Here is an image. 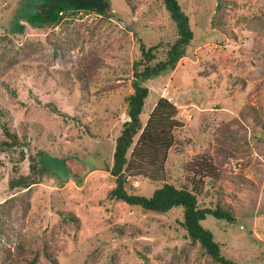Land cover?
I'll list each match as a JSON object with an SVG mask.
<instances>
[{"label": "rangeland", "instance_id": "374dc122", "mask_svg": "<svg viewBox=\"0 0 264 264\" xmlns=\"http://www.w3.org/2000/svg\"><path fill=\"white\" fill-rule=\"evenodd\" d=\"M35 1L0 0V117L15 127L29 123L43 169L39 183L15 196L8 186L13 164L1 156L0 264H30L35 254L37 264H217L186 236L182 207L157 212L104 201L115 185L110 167L129 118L126 97L141 42L161 43V59L178 37L164 1L114 0L111 16L81 11L46 29L28 23ZM180 1L195 39L173 71L144 82L150 93L142 119L161 96L179 105L185 125L176 134L185 151H170L169 180L180 185L194 155L218 153L223 177L215 186L235 207L236 221L209 215L203 223L227 257L264 264V29L246 22L264 17V0H230L223 30L212 24L217 0ZM23 23V32L12 33ZM83 69L88 91L77 76ZM73 157L88 164L78 169L83 174L69 166ZM21 170H29V160ZM132 184L148 196L161 186L143 177ZM74 214L77 222L64 218Z\"/></svg>", "mask_w": 264, "mask_h": 264}, {"label": "trees", "instance_id": "16d2710c", "mask_svg": "<svg viewBox=\"0 0 264 264\" xmlns=\"http://www.w3.org/2000/svg\"><path fill=\"white\" fill-rule=\"evenodd\" d=\"M113 1L36 0L35 20L28 23L46 29L61 23L67 16L81 11L111 16L114 14ZM127 1L134 5L132 0ZM163 1L170 18L177 25L178 37L170 43L166 57L161 59H158L157 55L161 43L147 46L144 41L141 42L143 56L135 63L134 91L126 97L129 118L123 122L122 129L116 137L113 163L110 167V172L115 178V185L110 188L104 201H123L139 205L147 211L157 212H168L174 207H182L183 217L179 219V223L193 243L198 242L203 251L217 264H243L223 253L224 244L218 241L213 231L203 223L209 215L231 223L236 221L235 207L225 199L223 190L215 186L223 177V167L218 159V153L215 155L201 152L194 155L183 167L186 178L180 185H176L168 178L166 163L175 145L180 146L181 151H185L184 144L178 140L176 134V131L185 125L179 105L171 98L161 96L149 117L146 120L142 119L145 101L150 93L149 86L144 82L173 71L180 60L187 55L195 39L193 24H191L189 14L183 9L181 1ZM229 1L217 0L218 13L212 20L213 27L226 29L227 22L223 13ZM7 2L11 3V1ZM246 22L248 28L264 29L263 16H252ZM25 27L26 24L23 23L20 30L15 29L12 33L23 32ZM77 76L81 83V90L88 91L90 88L89 71L87 69L78 70ZM55 111L65 117L69 116L57 108ZM3 116L6 117L5 112ZM87 128L89 129L88 126ZM30 130L31 126L28 122L15 127L7 119L0 117V164L4 163L1 156L5 152L13 164L8 186L15 196L41 181L43 169L40 156L42 150L32 151ZM26 159L29 160L28 171L21 170L22 162ZM136 177L156 180L161 183V186L152 195H145L138 191L137 186H133L132 179ZM207 185H210V188ZM202 195L211 196L212 199L209 203L200 201L199 196ZM64 218L74 222L79 220L75 218V214L74 216L64 215ZM4 220L0 217V224ZM38 257L39 254H35L30 260L27 259V262L37 264ZM2 264L13 263L7 260Z\"/></svg>", "mask_w": 264, "mask_h": 264}, {"label": "water", "instance_id": "95a60500", "mask_svg": "<svg viewBox=\"0 0 264 264\" xmlns=\"http://www.w3.org/2000/svg\"><path fill=\"white\" fill-rule=\"evenodd\" d=\"M68 164L69 166L71 167L72 171L73 172H77L79 174H83L82 171L78 170V169H81V168H84L85 166H88V164L78 160L77 158L73 157L71 159L68 160ZM89 167V166H88ZM74 174V173H73Z\"/></svg>", "mask_w": 264, "mask_h": 264}]
</instances>
